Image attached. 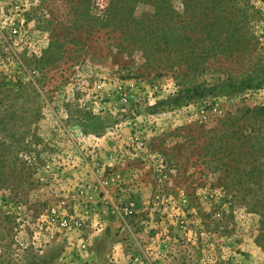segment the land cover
<instances>
[{
	"label": "rangeland",
	"instance_id": "obj_1",
	"mask_svg": "<svg viewBox=\"0 0 264 264\" xmlns=\"http://www.w3.org/2000/svg\"><path fill=\"white\" fill-rule=\"evenodd\" d=\"M119 1L0 0V264H264V0L201 72Z\"/></svg>",
	"mask_w": 264,
	"mask_h": 264
},
{
	"label": "trees",
	"instance_id": "obj_2",
	"mask_svg": "<svg viewBox=\"0 0 264 264\" xmlns=\"http://www.w3.org/2000/svg\"><path fill=\"white\" fill-rule=\"evenodd\" d=\"M138 1L146 4L151 10L148 14L142 13L140 17L133 16L132 10H128L122 23L126 31L120 29V34L135 42L145 43L155 49L156 53L164 50L169 54L170 49L180 44L174 49L184 54L179 60L184 68L191 72H201L204 69L203 62L208 56L207 47L204 46L205 40L212 42L214 48L218 45L217 36L220 31L225 30L222 41H230L234 34L231 28L235 23L231 11L226 12V0H181L182 14L175 12L165 0H125L119 1V7H128L130 2L133 4ZM116 6L118 5L112 3L108 10L112 11ZM206 28L209 30L204 34L202 31ZM211 33H214V37ZM244 85L249 88L252 81H247L242 86ZM262 111L264 112V109Z\"/></svg>",
	"mask_w": 264,
	"mask_h": 264
},
{
	"label": "built area",
	"instance_id": "obj_3",
	"mask_svg": "<svg viewBox=\"0 0 264 264\" xmlns=\"http://www.w3.org/2000/svg\"><path fill=\"white\" fill-rule=\"evenodd\" d=\"M51 212L54 214L56 211H55V209H52ZM82 225H83V223L77 219H73L70 221H68L66 219H61V221H60V226H62L64 228L73 227L75 229H79Z\"/></svg>",
	"mask_w": 264,
	"mask_h": 264
},
{
	"label": "crops",
	"instance_id": "obj_4",
	"mask_svg": "<svg viewBox=\"0 0 264 264\" xmlns=\"http://www.w3.org/2000/svg\"><path fill=\"white\" fill-rule=\"evenodd\" d=\"M94 222H95V221H93V224H94ZM94 229H95V228H93L92 231H94ZM97 231H99V230L97 229ZM71 235H72V234H71ZM77 236H79V234H78ZM79 244H80V242H79Z\"/></svg>",
	"mask_w": 264,
	"mask_h": 264
}]
</instances>
